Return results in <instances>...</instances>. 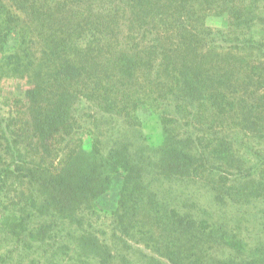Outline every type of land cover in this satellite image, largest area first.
Returning <instances> with one entry per match:
<instances>
[{
  "label": "trees",
  "instance_id": "1",
  "mask_svg": "<svg viewBox=\"0 0 264 264\" xmlns=\"http://www.w3.org/2000/svg\"><path fill=\"white\" fill-rule=\"evenodd\" d=\"M10 2L0 0V50L24 23L41 41L38 57H7H27L33 68L21 71L32 79L25 116L5 121L0 133L1 148L16 145L6 152L0 183L6 188L12 178L26 179L43 202L22 193L21 212L4 220L9 232L26 229L31 210L79 220L78 212L97 208L121 174L125 214L116 211L118 222L127 234L139 233L142 222L148 229L140 239L147 242L162 222L168 238L155 244L174 264H207L194 260L195 240L205 249L224 248L217 264H264V208L241 211V220L225 211L199 220L172 207H164L165 221L140 216L145 194H156L146 179L152 170L161 177L196 172L221 207L264 201V0ZM212 14L227 15L231 30L209 26ZM141 108L152 110L156 138L143 134ZM86 117L108 125L113 140L106 151L100 136L79 122ZM114 121L130 132L118 131ZM251 222L260 228L255 236ZM243 229L254 242L246 250L237 232ZM48 230L39 224L41 244ZM80 241L79 255L111 264L107 245L87 234Z\"/></svg>",
  "mask_w": 264,
  "mask_h": 264
},
{
  "label": "rangeland",
  "instance_id": "2",
  "mask_svg": "<svg viewBox=\"0 0 264 264\" xmlns=\"http://www.w3.org/2000/svg\"><path fill=\"white\" fill-rule=\"evenodd\" d=\"M6 1L8 4H12L10 0ZM207 24L216 29L231 30L227 15L212 14L208 17ZM30 30L24 23L21 29L17 28L8 36L7 41L3 44V50H0V133L3 132L5 121L11 122L17 119V115L25 116L23 112L27 111L29 99L27 90L32 86V79L29 73H21V71H29L33 68V65L26 62L33 56H40L39 42L41 41L38 40L34 31ZM25 52L29 53V58L21 56L20 60L13 58L10 62L7 59L9 55H21ZM30 61L34 62L35 59ZM90 110H93L94 113L98 112L94 106ZM138 114L143 122L141 129L143 134L156 138L159 135L160 126L156 122L152 110L141 108ZM79 122L83 127L100 136L103 141V150L106 151L113 140L108 125L102 122L98 124L92 117L79 119ZM113 126L118 127V131L127 130L130 132V128L121 122L114 121ZM85 128L81 130V133H86ZM1 142H3L2 139ZM90 142L91 137L87 138V143L90 144ZM15 148L14 143L4 148L0 146V167L9 156L6 152ZM196 175L195 172L190 175L192 178L185 176L161 177L152 170L146 179L150 182L149 192L156 194H145L143 208H145L146 215H140L142 220L144 222L165 221L167 214L164 213V207L175 208L181 214L194 215L199 220L209 216H225L222 215L223 211L229 214L230 219L238 217L241 220V211L252 212L264 208V201L259 199L247 204L248 206H241V200L225 207L218 206L214 200L215 192L211 185L204 177ZM122 182L123 175L115 176L109 191L95 201L97 208L79 211L76 215L79 220L73 222L62 218L52 209L44 216H39L34 210H31V215L26 219V229H23L19 235L9 232L4 220L13 212L16 214L21 212L24 200L22 193L25 197L29 195L36 197L35 191L33 186L23 178H12L6 188L0 183V264H99L92 255L78 254L77 248L81 246L80 239L83 234L94 236L101 244L107 245L112 254L111 264H174L164 254L158 252L155 244L156 241L165 243L168 238L169 231L162 222H157L155 228L151 229L154 241L149 242L146 239H140L146 237V233L142 231L145 232L148 229L146 225L143 227L139 225L142 222L136 223L139 233L131 231L130 234H127L118 222L116 211L120 209L125 214L124 208L120 206ZM36 198L43 202L42 199ZM157 211L163 213H157ZM128 214L130 213L128 212ZM41 223L49 225L47 237L44 239L47 244L40 243L41 238L37 233V228ZM251 226L253 236L257 235L260 230L259 226L252 222ZM237 232L240 238L241 236L245 238V250L248 249L254 243L253 240L251 237L250 239L247 237L245 229L237 230ZM58 246H69V249L62 253L63 250ZM160 248L159 250H162L163 247ZM42 250H45V253ZM193 251L197 252V257L194 260L199 259L207 264H217V260L225 255L222 246L214 245L205 249V243L201 240H195ZM54 252L56 254H53Z\"/></svg>",
  "mask_w": 264,
  "mask_h": 264
}]
</instances>
